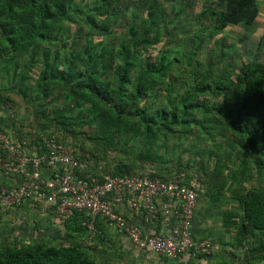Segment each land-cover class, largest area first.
<instances>
[{
	"label": "trees",
	"instance_id": "16d2710c",
	"mask_svg": "<svg viewBox=\"0 0 264 264\" xmlns=\"http://www.w3.org/2000/svg\"><path fill=\"white\" fill-rule=\"evenodd\" d=\"M82 1L84 11L80 0H0V67L16 87L8 89L31 104L37 120L36 128L24 127L10 116L7 127L13 131L1 126L0 130L20 146L25 139L41 145L44 136H56L48 128L51 122L65 135L82 134L108 150L124 149L127 159L108 170L99 163L96 148L87 152L93 161L88 162L87 173L102 180L105 174L169 177L173 168L163 152L167 136L176 132L185 136L196 129L200 139L212 137L216 145L200 153L201 179L186 172L190 163H179L174 170L186 172L188 183L203 182L214 197L220 198L231 188L239 210L225 212V226L228 231L235 229L234 246L243 248L248 264L264 262V238L257 240L264 232V63L253 59L236 75L233 44H227L226 52L213 51L206 63L197 60L206 38L213 40L229 25H253L259 14L257 0H224L222 8L205 5L198 16L215 22L207 34L197 35L192 50L179 54L169 49L157 55L151 50L163 35L165 1L139 0L117 44L107 37L126 15L113 7L118 0ZM176 9L173 4L170 16L178 18ZM79 15L90 32L73 50L66 24L74 23ZM262 47L264 34L257 55ZM226 59L231 63L226 64ZM175 62L179 69L174 68ZM35 66L41 70L34 87H29L26 83L33 80ZM1 100L0 107L9 101L8 97ZM58 100L61 103L47 114L46 104ZM72 122L82 130L69 128ZM137 138L140 142H134ZM79 148L86 152L84 145ZM204 157L207 163L214 159V164L206 165ZM136 164L159 170L132 171ZM12 175L16 183H22L21 174ZM86 218L84 211H75L64 223L65 240L57 244L45 238L28 243L0 240V264H109L116 260L118 252L99 233L104 231L103 222L97 223L98 232L91 235L83 225ZM86 237H92L94 250L100 243L105 250L91 252L83 243Z\"/></svg>",
	"mask_w": 264,
	"mask_h": 264
},
{
	"label": "built area",
	"instance_id": "2783aa9c",
	"mask_svg": "<svg viewBox=\"0 0 264 264\" xmlns=\"http://www.w3.org/2000/svg\"><path fill=\"white\" fill-rule=\"evenodd\" d=\"M24 144H16L0 130V170L23 176L20 184H0V216L31 199L50 208L62 224L75 211H84L87 218L83 225L91 233L98 232L97 223L101 221L121 230L139 248L169 259L183 255L206 259L213 253L212 241L193 235L203 184L188 183L186 172H174L167 178L139 173L105 174L101 180L87 173L88 162H93L88 160L89 154L56 136H44L41 145L28 139ZM123 206L139 215L145 224L162 217H173L176 222L170 233L146 232L120 211Z\"/></svg>",
	"mask_w": 264,
	"mask_h": 264
},
{
	"label": "rangeland",
	"instance_id": "374dc122",
	"mask_svg": "<svg viewBox=\"0 0 264 264\" xmlns=\"http://www.w3.org/2000/svg\"><path fill=\"white\" fill-rule=\"evenodd\" d=\"M165 1L166 5L168 6V9H166V18L162 21V25L164 27L163 35L160 37V41L157 45H155L151 53L153 55H157L160 52H167L169 49H173L177 51L179 54L181 51H189L192 50L193 42L197 39V35L201 33L202 35L207 34L208 30L213 26L214 19H211L209 17H203L198 16V14L201 13L204 6L212 5L216 8H222L223 1L224 0H163ZM91 2V0H89ZM83 1L80 0V5L82 6ZM139 4V0H118L115 3H113V7H115L118 10H121L123 13L125 12L126 15L124 17L118 19L116 27L112 29L111 33L108 35L107 38H111V41L113 44H117L121 40V35L123 31V25L125 20L132 16L131 14L136 13V7ZM173 4L176 5L177 12L180 14L178 18L174 17V14L170 16L169 11H171V7H173ZM81 7V9L84 11L85 9ZM170 8V9H169ZM174 17V18H173ZM173 18L172 22H169ZM259 25V24H257ZM256 25V26H257ZM260 29V25L257 26ZM66 32L70 33L69 36L71 37V42H73L72 46L70 45L73 50L76 49L80 44L83 43V40H86V37L88 33L90 32V26L86 25L84 22V19L81 17V15L75 17V22L71 24H66ZM253 32L249 31V27H245L243 25H229L227 29L214 36L215 38L212 40L211 38H206L204 40V43L202 44V47L200 48L197 53V60L202 61L204 63L208 62L211 59V53L213 51L219 52L220 49H226L225 52L228 50L226 48L227 44H233L234 49L236 51L235 57H234V66L232 67L235 69V74L237 75L240 71V67L244 64H247L251 62V60L256 59L260 62L264 63V47L261 48L260 53L257 55L258 50V43L255 41L253 37ZM261 34V32H260ZM260 34H255L254 36L257 38L260 36ZM98 38V37H97ZM106 38V39H107ZM43 47H46L45 44H42ZM53 50L57 48V46L54 44V46L51 47ZM221 52V51H220ZM219 52V53H220ZM256 57L254 58L253 57ZM27 56V53L25 54ZM229 60V59H228ZM226 59V64L231 63ZM174 68L178 67V62L174 63ZM0 67V100L2 98H7L8 100L5 104H3L2 107H0V116H6L7 113H9V117L17 118V123L19 125H24V127L29 126V124L36 128L37 120L34 116V110L33 107L29 102H25L22 99V96L17 94L16 92L8 89L9 87H12L16 89V87L13 85L11 80L9 81V76H5L3 73V68ZM179 69V67H178ZM41 70L40 66H35L33 68V80L28 81L26 83L27 86L34 87V82ZM179 82H184V80H179ZM2 101V100H1ZM0 101V103H1ZM61 101H52L51 103H47V114H50V112H53V109L56 107L57 104H60ZM14 121V120H13ZM11 122V120H9ZM50 126H48L50 132H52L54 135L60 138H66L69 144L72 143V145L75 143L77 145H73L74 148H79V146L84 145L86 152L83 153H90L89 150H95L96 156L98 158L99 163L103 166L104 170L112 169L116 165H118L121 162H124V159L127 156L126 152H123L122 150H113L114 148L109 147L110 150H108L102 143H98L85 135L78 134L75 135H65L63 129L56 126L54 123L52 124L49 122ZM68 126V125H67ZM69 128L72 130L79 132L81 127L76 126L75 122H72L69 124ZM183 132H176L173 135L167 136V146L163 149V152L166 154L169 164L173 168L172 173L176 172L174 170L176 166L181 163L183 166H187L188 163H190L189 166L186 167L187 173L194 178H200L199 174L200 172L203 173V169L201 168V152L202 151H208L211 147L216 146L214 144V140H212V137L207 138L210 141L206 139H200L197 135V130L195 129L192 131L191 134L185 135L182 134ZM66 136V137H65ZM218 139H222L219 136H215ZM134 142H140L139 138H137ZM78 146V147H77ZM226 147V146H224ZM224 150H226L224 148ZM85 151V150H84ZM87 153V154H88ZM127 159V158H126ZM204 162L209 165L214 164V159L207 163L206 157H204ZM159 169H157L154 165H145L143 164H136L132 171H143V172H157ZM200 171V172H199ZM201 179V178H200ZM203 183V182H202ZM225 195L221 196V201L223 202V206L225 208H233L234 211H238L239 207L238 204L233 200L232 191L231 188L226 189ZM230 210V209H229ZM231 211V210H230ZM5 222L0 219V240L4 241L6 243H13L16 239L12 236H8L3 238L4 232L6 229H4ZM64 224H62V227ZM64 230V229H63ZM67 235L65 231L63 232V238H65ZM261 236V235H260ZM2 238V239H1ZM228 238H232V235H230ZM55 239V238H53ZM49 239L53 244H57L58 240ZM259 239V236L257 237V240ZM65 240V239H64ZM231 241V239H228ZM93 240H90L89 238H85L83 243L85 246H89L92 248ZM252 242V241H251ZM115 247V246H114ZM93 249V248H92ZM115 249V248H114ZM233 251H235L236 256H234L233 260H240L239 264H247L245 259L242 257L244 250L242 247H233ZM91 252L96 251V249L91 250ZM99 250H105L104 246H102V243L99 245V249H97L96 252H99ZM108 250V249H107ZM113 250V248H112ZM117 250V248H116ZM239 258V259H237ZM234 262V261H232ZM231 261H227L223 264H233ZM109 264H137L131 256L125 255L122 256L121 254H118L116 260H111Z\"/></svg>",
	"mask_w": 264,
	"mask_h": 264
},
{
	"label": "crops",
	"instance_id": "0c3cea01",
	"mask_svg": "<svg viewBox=\"0 0 264 264\" xmlns=\"http://www.w3.org/2000/svg\"><path fill=\"white\" fill-rule=\"evenodd\" d=\"M257 4L259 14L254 24L249 26V31L253 32V37L259 45L260 38L264 34V0H257ZM257 24L260 25V29ZM255 34H260V36L256 38ZM8 120L9 113L6 116H0V126L11 133L13 130L7 127ZM12 174L14 173L8 175L3 170H0V184H5V182L10 183V185L20 184L16 183V177H13ZM229 209L234 211L231 207L225 208L223 206L221 196L220 198L214 197V191L205 186L202 188L197 200L192 231L195 238H204L212 241L213 253L206 259H195L189 255L174 259L164 258L151 250L139 248L121 230L110 227L105 223H102L104 231H99V233L104 235L103 237L109 245L115 250L117 248L118 254L124 257L129 254L137 264H223L227 261H234L232 262L233 264H239L240 260H233L234 256H236L235 251H233L237 239L236 231L235 229L228 231L224 223L225 212L229 211ZM120 211L136 223L141 224L146 232L164 230L170 233L176 222L173 217H162L153 223L145 224L140 216L129 210L127 206L121 207ZM0 219L5 222L4 229L6 230L3 238L12 236L16 240L26 243L42 238L59 239L58 242L64 240L62 223L57 219L53 211L47 206L37 205L31 199H26L21 205L2 212ZM229 233L232 238H228ZM91 235L94 234L91 233ZM88 238L92 240V237ZM262 238H264V232L259 233V239ZM228 239H231V241ZM253 239L254 237L250 236L249 242ZM258 264H264V262Z\"/></svg>",
	"mask_w": 264,
	"mask_h": 264
}]
</instances>
